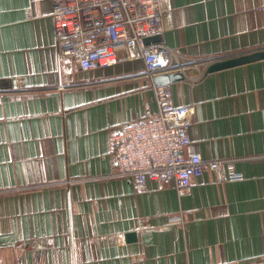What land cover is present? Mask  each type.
<instances>
[{"label": "crops", "instance_id": "obj_1", "mask_svg": "<svg viewBox=\"0 0 264 264\" xmlns=\"http://www.w3.org/2000/svg\"><path fill=\"white\" fill-rule=\"evenodd\" d=\"M161 1L156 41L185 75L167 85L193 111L184 153L245 178L206 171L181 194L114 175L113 133L157 109L144 60L85 71L57 47L51 0H0V261L264 264V59L205 72L264 49V0Z\"/></svg>", "mask_w": 264, "mask_h": 264}, {"label": "built area", "instance_id": "obj_2", "mask_svg": "<svg viewBox=\"0 0 264 264\" xmlns=\"http://www.w3.org/2000/svg\"><path fill=\"white\" fill-rule=\"evenodd\" d=\"M57 47L85 71L113 66L123 60L143 59L146 73L170 69L161 42L146 43L162 33L161 0H51ZM122 52H124L122 54ZM157 109L146 103L144 113L113 133L114 175L128 177L142 190L149 181L175 182L189 192L194 177L210 171L219 181H237L245 174L227 159L185 155L191 138L192 107L177 105L168 85H155ZM0 264H8L0 261Z\"/></svg>", "mask_w": 264, "mask_h": 264}, {"label": "water", "instance_id": "obj_3", "mask_svg": "<svg viewBox=\"0 0 264 264\" xmlns=\"http://www.w3.org/2000/svg\"><path fill=\"white\" fill-rule=\"evenodd\" d=\"M160 39H161V35L157 34L152 37H147L145 39V42L151 43ZM260 59H264V49L252 50L250 52L240 53L234 56L220 57L219 59L211 60L208 66L206 67L205 72L206 74L212 73L222 69L235 67V65L250 63L251 61L260 60ZM184 79H185V75L183 72L175 71L172 69L163 73H159L155 75V77L153 78L156 85H167L170 84L171 82L177 80H184Z\"/></svg>", "mask_w": 264, "mask_h": 264}]
</instances>
